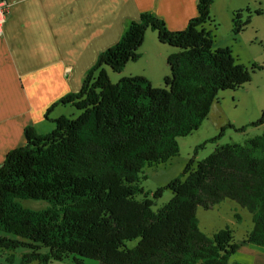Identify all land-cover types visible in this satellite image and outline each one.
I'll return each mask as SVG.
<instances>
[{
	"label": "trees",
	"instance_id": "1",
	"mask_svg": "<svg viewBox=\"0 0 264 264\" xmlns=\"http://www.w3.org/2000/svg\"><path fill=\"white\" fill-rule=\"evenodd\" d=\"M213 2L198 0V15L181 30L152 11L127 20L120 40L87 70L81 89L62 96L46 115L60 102L82 113L55 119L48 133L26 126V143L0 164V252L7 261L25 248L24 264L70 256L75 264H247L230 262L238 248L230 228L211 237L199 227L197 208L227 198L252 213L246 241L264 247V132L243 144L218 145L195 168L187 165L167 185L174 196L158 209L142 185L147 167L180 153L177 137L198 129L219 91L250 81V70L235 63L231 49H214L210 31L199 28ZM149 29L177 49L167 59L165 85L155 87L143 76L113 83L104 66L121 71L139 58ZM253 124H264V111ZM163 189L152 192L154 198ZM24 199L48 205L33 209Z\"/></svg>",
	"mask_w": 264,
	"mask_h": 264
},
{
	"label": "rangeland",
	"instance_id": "2",
	"mask_svg": "<svg viewBox=\"0 0 264 264\" xmlns=\"http://www.w3.org/2000/svg\"><path fill=\"white\" fill-rule=\"evenodd\" d=\"M199 28L210 31L214 38V49H231L235 63L250 70V81L238 89L219 91L210 105L208 116L198 129L186 136L177 137L180 153L167 163L145 169L147 178L142 185L151 192L150 197L155 200L154 209L172 199L174 193L167 185L181 177L187 165L193 163L195 168L218 145L234 142L243 144L248 138L264 132V124H253L262 117L264 111V0H214L210 19ZM175 51L176 48L160 41L156 30L149 29L139 50V58L129 61L121 71H114L109 66L104 68L113 83L124 77L143 76L150 79L155 87H163L165 76L170 72L167 59ZM81 113L82 110L75 105L60 102L52 108L45 122L37 126V131L48 133L55 128V119L62 115L75 118ZM242 127L245 130H240ZM159 187H164L162 195L154 198L152 192ZM22 203L33 209L48 205L46 201L37 199H24ZM197 217L200 229L211 237L222 229L232 230L233 241L238 248L230 262L264 264V247L246 241L254 227L253 215L246 207L227 198L210 209L198 207ZM0 234L4 232L0 230ZM138 241L139 238H136L127 241V244L134 247ZM7 250L9 254L14 251ZM24 250L18 248L12 262L7 261V255L0 252V264H24L21 260ZM87 260V264H99L95 259ZM75 263V258L70 256L50 264Z\"/></svg>",
	"mask_w": 264,
	"mask_h": 264
},
{
	"label": "crops",
	"instance_id": "3",
	"mask_svg": "<svg viewBox=\"0 0 264 264\" xmlns=\"http://www.w3.org/2000/svg\"><path fill=\"white\" fill-rule=\"evenodd\" d=\"M8 2L0 34V164L26 143V126L42 125L52 104L80 90L86 71L120 40L127 20L152 11L181 30L198 15V0Z\"/></svg>",
	"mask_w": 264,
	"mask_h": 264
},
{
	"label": "built area",
	"instance_id": "4",
	"mask_svg": "<svg viewBox=\"0 0 264 264\" xmlns=\"http://www.w3.org/2000/svg\"><path fill=\"white\" fill-rule=\"evenodd\" d=\"M10 13L8 0H0V34L4 32V26Z\"/></svg>",
	"mask_w": 264,
	"mask_h": 264
}]
</instances>
